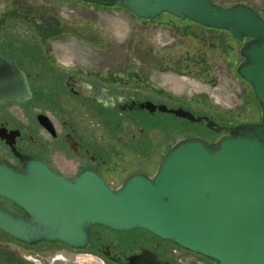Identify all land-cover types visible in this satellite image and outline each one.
Masks as SVG:
<instances>
[{
	"label": "water",
	"instance_id": "water-1",
	"mask_svg": "<svg viewBox=\"0 0 264 264\" xmlns=\"http://www.w3.org/2000/svg\"><path fill=\"white\" fill-rule=\"evenodd\" d=\"M78 1L103 7L119 4L142 19L168 13L228 31L241 43L236 72L249 83L260 119L223 126L184 107L140 103L148 112L203 122L222 134L214 141L178 139L153 174L133 171L117 187L90 168L67 175L36 157L18 154V165L0 157V198L23 213L0 204V231L27 245L48 241L85 249L95 225L115 231L144 229L214 264H264V17L240 2ZM31 96L24 72L0 54V103L23 102ZM128 260L172 264L146 250Z\"/></svg>",
	"mask_w": 264,
	"mask_h": 264
},
{
	"label": "rangeland",
	"instance_id": "rangeland-1",
	"mask_svg": "<svg viewBox=\"0 0 264 264\" xmlns=\"http://www.w3.org/2000/svg\"><path fill=\"white\" fill-rule=\"evenodd\" d=\"M213 1L221 5L249 3L264 15V0ZM180 20L168 13L155 19L137 18L119 4L101 7L78 0H0V51L11 54L28 71L48 74L44 68H67L94 70L104 77L114 74L121 86L131 83L132 88L126 89L139 98L184 107L195 115H208L220 125L259 120L260 108L252 89L236 72L241 43L218 42L198 24L192 28L193 22L183 26ZM33 89L37 90L36 86ZM36 95L41 98L39 90ZM62 97L52 98L51 108L59 115L72 117L84 137L104 141L105 164L100 172L112 187L119 186L133 171L153 174L163 154L182 137L214 141L221 135L203 122H191L171 113L136 111L135 126L141 128V137L135 140L107 122L91 120L101 115L91 107L69 101L67 95ZM32 102L0 104V120H17L16 115L22 113L30 124L39 110ZM0 204L21 212L6 199L0 198ZM91 232V244L74 249L62 242L27 245L0 231V262L116 264L96 250V237L110 240L113 231L95 225ZM163 245L168 246L166 258L174 264H214L174 244Z\"/></svg>",
	"mask_w": 264,
	"mask_h": 264
},
{
	"label": "flooded vegetation",
	"instance_id": "flooded-vegetation-1",
	"mask_svg": "<svg viewBox=\"0 0 264 264\" xmlns=\"http://www.w3.org/2000/svg\"><path fill=\"white\" fill-rule=\"evenodd\" d=\"M246 4L252 6L249 3ZM252 7L264 17L263 12H260L261 10ZM53 37L56 38L54 34ZM0 54L16 62L26 75L32 91L31 98L26 101H5L3 103L34 101L32 103H37L39 107L30 123L33 124L32 126L24 120L25 117L22 113L16 115L17 120L12 118L0 120V157L15 165L20 163L18 154H21L39 158L52 169L67 175H74L84 168L93 169L102 175L100 169L105 164L104 141L101 139L95 141L93 138L89 140L84 137L79 131L78 123L72 117L59 115L57 111L51 108L52 98L63 100L62 95H67L69 101L73 100L87 105L93 109L94 113H101V115L105 113L106 116H92L91 120L96 122L100 120L103 124L107 122L112 127L121 130L125 135L135 138V140L137 136L141 137V128L135 126L138 118L136 111L156 113V111L148 112L145 108H141L140 103L149 100L139 98L128 91L132 88L131 83L121 86L114 74L109 75L111 77H104L94 70L67 68L48 70L44 68V70L49 71L48 74H45L36 69L26 70L11 54L3 51H0ZM52 61L54 64L56 63L55 59ZM33 86H36L37 90L40 91L41 96L39 95V97H44L45 100L37 98V90L33 89ZM121 87L125 89L122 90ZM49 92H54L55 96ZM46 108L47 110H45ZM16 214L22 215L23 213L21 211ZM111 231H113L114 237L110 240L102 241L100 236L96 237L98 240L96 250L114 263L129 264V257L140 255L145 250L172 263L165 256L168 246L163 245V243L174 244L173 242L158 238L144 229ZM92 240L93 234L90 231L89 245Z\"/></svg>",
	"mask_w": 264,
	"mask_h": 264
},
{
	"label": "crops",
	"instance_id": "crops-1",
	"mask_svg": "<svg viewBox=\"0 0 264 264\" xmlns=\"http://www.w3.org/2000/svg\"><path fill=\"white\" fill-rule=\"evenodd\" d=\"M97 6V5H96ZM138 18V17H137ZM182 22V21H180ZM190 22V21H188ZM192 22V21H191ZM183 23V22H182ZM194 23V22H193ZM197 23H194V25H190L192 26H195ZM186 25V23H185ZM199 25V24H198ZM184 28V27H183ZM199 28H202L203 31H206L208 33H212L214 37H217V40L218 42H221V41H224L225 43H227L228 41L232 43V41L229 39L228 35L225 33V32H222V31H217L216 29H212V28H209V27H205V26H202V25H199Z\"/></svg>",
	"mask_w": 264,
	"mask_h": 264
},
{
	"label": "trees",
	"instance_id": "trees-1",
	"mask_svg": "<svg viewBox=\"0 0 264 264\" xmlns=\"http://www.w3.org/2000/svg\"><path fill=\"white\" fill-rule=\"evenodd\" d=\"M170 15V14H169ZM173 17H175V16H173ZM175 18H177L178 20H180V18H178V17H175ZM181 21V20H180ZM188 21H190V20H187V19H182V24H183V26H185V23H187ZM191 22V21H190ZM212 29H215V28H212ZM217 31H222V32H225L227 35H228V37H229V39L232 41V45L234 44V43H236V42H238L232 35H231V33H229L228 31H226V30H220V29H216Z\"/></svg>",
	"mask_w": 264,
	"mask_h": 264
}]
</instances>
